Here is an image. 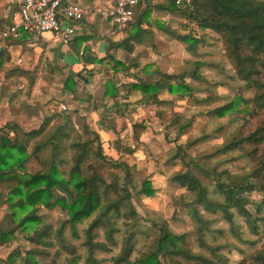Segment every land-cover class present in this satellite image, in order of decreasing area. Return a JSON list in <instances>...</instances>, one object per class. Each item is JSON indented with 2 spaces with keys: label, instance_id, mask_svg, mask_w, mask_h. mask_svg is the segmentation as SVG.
<instances>
[{
  "label": "trees",
  "instance_id": "trees-1",
  "mask_svg": "<svg viewBox=\"0 0 264 264\" xmlns=\"http://www.w3.org/2000/svg\"><path fill=\"white\" fill-rule=\"evenodd\" d=\"M166 1L161 7L178 12L198 30H210L219 36L236 77L245 89L254 91L251 99H244L248 106L244 114L251 119L262 114L264 0H190L186 5ZM144 14H147V8ZM141 23L142 18L137 19L133 23V34L109 43L103 57H93L89 62L108 64L114 73L137 67L135 59L121 61L110 52L118 47L132 54L135 40L138 41L144 32ZM168 33L185 43L189 51L195 50L199 41L190 34ZM202 65L195 61L190 69L173 75L160 72L154 64H145L142 67L144 78L121 86L128 94L132 90L140 93L135 104L170 103L176 97H193L185 78L206 81L199 72ZM152 71L157 74L154 79L149 77ZM72 78L63 83L67 92L75 91ZM104 85L103 96L112 99L120 96L113 80L106 79ZM163 91L169 94V100L159 97ZM232 108L233 102H227L207 115L224 116ZM177 117L178 113L172 124L177 123ZM56 118L58 122L46 131L47 125ZM108 118L101 116L98 125L101 130L115 135L111 147L118 153L132 154L134 148L122 143L116 121ZM78 119L81 124L76 127L70 114L54 113L45 116L34 129L25 131L16 122H7L0 128V203L8 209L0 220V245L13 243L19 236L29 244L27 248L13 247L5 258H0V264H102L106 261L111 264H162L160 257H166L170 264H229V259L221 255L220 247L204 241L202 231L207 229L208 221L195 205L207 213L219 214L229 223L232 235L242 240L240 226L234 220L235 214L240 216L257 236L246 242L250 246L260 244L236 264H264V217H254L245 207L249 203L247 195L252 191L262 194L257 213L264 206V122L246 133L238 130L209 156L236 150L239 157L250 163L246 171L232 173L224 169L216 175L215 168L206 169L190 159V163L208 179V183H204L184 161L180 145L168 159L169 163L180 160L186 167L171 175L168 181L184 187L186 195L191 197L184 200L181 196L182 206L196 223L198 245L210 252L204 255L188 248L185 235L172 232L165 219L153 212L150 217H144L136 210L132 191L150 197L154 194L153 188L143 182L137 189L132 173L135 165L106 154L99 134L89 128L85 119ZM189 125L190 121L176 124V130L182 132ZM201 141L205 139L199 137L191 144ZM31 157L40 165L35 171L26 167ZM118 172H122V180ZM56 207L62 216L55 221L48 219V215L39 214L41 208L51 211ZM146 224L157 231L150 241L147 240ZM115 248L117 252L112 253ZM99 254L110 255L99 257Z\"/></svg>",
  "mask_w": 264,
  "mask_h": 264
},
{
  "label": "rangeland",
  "instance_id": "rangeland-1",
  "mask_svg": "<svg viewBox=\"0 0 264 264\" xmlns=\"http://www.w3.org/2000/svg\"><path fill=\"white\" fill-rule=\"evenodd\" d=\"M185 21L182 20L180 26L176 27L175 30L177 33L190 34L191 37L198 39L195 50H187L186 44L178 40H173L168 44L169 42L165 43L163 40L156 39L152 53L158 56L156 59L161 65H158L157 69L162 73L177 75L186 69H190L195 61L203 63L199 72L206 81L200 82L185 78L186 83L192 88L193 97L182 99L176 97L170 103L162 105L135 104L140 93L132 90L128 94L121 85L145 77L142 70L143 62L140 60L138 61V68L134 67L132 70L131 68L119 69L117 73H114L108 64H102L85 71L80 69L78 72L73 70L63 72L62 70L66 68L57 66L48 59H43V57L26 56L21 64H17L15 56L9 55L7 57L6 53H3L0 59V95L4 98L3 103L9 100L8 108H5V116H12L9 122L20 123L18 125L25 131L37 128L45 116L54 113L70 114L76 127H78L81 124L78 117L87 121V114L84 115L85 111L83 110H86L90 105L99 108V118L108 116V119L115 120L122 143L134 148V152L127 154L115 151L111 147V143L115 139L113 134L108 140V145L100 138L104 152L113 159L125 160L130 165H135V170L132 173L137 189L141 188L143 182H147L154 190V194L150 197L132 191V201L136 210L144 217H150V213L153 212L165 219L172 232L185 235V243L188 248L195 253L200 252L209 255L208 250L200 248L198 245L196 223L182 206L181 196H184V200H190L191 197L186 195L187 192L184 187L168 181L171 175L177 171L185 170L186 167L180 160L169 163L168 159L180 145L182 147L181 152H184V161L188 162L192 172L199 176L204 183H208V179L201 174L193 163H190V159L206 169L215 168L216 175L224 169H229L232 173L246 171L250 163L247 159L239 157L240 154L236 150L209 156L225 141L232 138L238 130L246 133L263 123L264 112L253 119L244 114L248 108L244 99H251L254 91L245 89L236 77L229 60L225 56L219 36L214 32L198 30L193 23L184 27L183 25L187 23ZM146 48H140V53L146 56L145 61L147 57L150 58L151 56L147 53ZM127 61L131 62V60ZM75 74L78 76L74 77ZM156 75L152 71L149 77L154 79ZM67 78L73 79L75 91L67 92L63 88V83ZM106 79L113 80L120 93V96L110 99L115 102V105L110 106L111 109L110 107L100 108L104 100L100 91L104 89ZM93 90H95L94 94H89V91ZM87 96L90 100L93 99L90 105H87L90 102H86ZM79 99L84 101L83 108L79 105ZM195 99H202V101ZM227 102H233L232 111H228L220 117L207 115L215 107ZM80 109H82L81 112ZM121 112L123 115L119 116ZM177 113V123L172 124L173 117ZM187 121H190L189 127L178 132L176 124L187 123ZM57 122L58 118L53 119L47 125L46 131ZM199 137H203L205 141L191 144ZM26 167L30 171H35L40 168V165L35 158L31 157L26 163ZM118 173L121 177L120 180H122V172ZM247 197L249 203L246 204V209L254 217H264V206L260 213H257V206L262 200V194L259 191H252ZM195 207L208 221L207 229L202 231L204 241L211 246L220 247L221 255L229 259V264H236L243 255L251 253L259 246L260 242L256 246H250L246 242V240L256 239L257 236L250 231L240 216L235 214L234 220L240 226V238L242 240L232 235L229 223L223 220L219 214L207 213L198 205ZM7 212V206L0 203V220ZM39 214L48 215V219L52 221L62 216L57 207L51 211L41 208ZM146 227L148 230L147 240L150 241L155 237L157 231L147 224ZM219 230L221 232H218ZM12 245H20L23 248L29 246L22 236H19ZM116 252L117 248L112 253ZM109 255L99 254V257H108ZM160 259L162 264H170L166 257H160ZM102 264H111V262L106 261Z\"/></svg>",
  "mask_w": 264,
  "mask_h": 264
},
{
  "label": "crops",
  "instance_id": "crops-1",
  "mask_svg": "<svg viewBox=\"0 0 264 264\" xmlns=\"http://www.w3.org/2000/svg\"><path fill=\"white\" fill-rule=\"evenodd\" d=\"M22 0H0V27H4L9 24L11 16L15 10L19 7ZM79 2L83 5L94 7V6H104L106 3L111 0H71ZM166 0H145L140 3L135 11V17L131 24L126 27H120L114 24L109 19H102L96 17L95 19H85L80 23L75 25V33L73 38L64 43L57 38H55L51 33L44 32L40 35H28L22 33L16 39H11L7 41L6 46L0 52L6 53L7 57L15 56L16 63L21 64L23 59L26 56H36V58L43 57V59H48L50 62L55 63L57 66L66 68L62 70H73L78 72L80 69L83 71L89 70L91 68H96L99 65L97 63L89 62L91 58H101L105 55L107 50V45L109 43H114L126 38L128 35L134 33L133 23L142 18V23L140 25L143 29V33L137 38L138 41L134 42V51L132 54H128L120 48L112 49L110 53L114 54L116 59L121 61L128 62L127 60L135 59L138 63L139 60L143 62V66L146 63H152L156 67L160 66L161 63H158L157 55H154L153 46L156 44L155 40L160 39L163 42L170 44L173 40L168 31L176 32L175 28L179 27L182 20H185L180 16L176 11L170 12L162 5H166ZM147 8V14H144L145 9ZM179 22V23H178ZM186 22V21H185ZM189 23H185L183 26L188 27ZM210 30H205V32ZM212 32V31H210ZM179 33V32H178ZM153 40V41H150ZM142 47H147L148 54L151 55L150 58L147 57L145 61V55L141 54ZM23 53V55H21ZM141 55V56H140ZM143 55V56H142ZM2 58V56H1ZM0 58V59H1ZM20 61L18 62V60ZM6 60V59H5ZM133 67V66H132ZM131 70L134 69V67ZM78 75V74H77ZM145 76V75H144ZM95 90L89 91V94H94ZM102 98L104 99L100 105L101 109L112 107L113 102L111 98L103 96L104 89L100 91ZM97 94V93H96ZM99 94V93H98ZM140 95L138 96V98ZM159 97L164 100H169L170 97L167 92L163 91L160 93ZM109 98V99H108ZM4 98L0 95V128L9 122L12 116H5V108H8V102L3 103ZM89 96H87V105H90L91 101ZM81 108L84 107V101L78 100ZM83 105V106H82ZM110 107V109H111ZM8 111V110H7ZM82 109H80V112ZM84 115L87 114V123L91 130L96 131L101 140H104L108 145V140L111 139L112 133L109 131L101 130L99 122V108L90 105L87 107ZM9 112V111H8ZM20 124V123H18ZM20 126V125H19ZM13 243H7L0 245V258H5L9 251L15 246Z\"/></svg>",
  "mask_w": 264,
  "mask_h": 264
},
{
  "label": "built area",
  "instance_id": "built-area-1",
  "mask_svg": "<svg viewBox=\"0 0 264 264\" xmlns=\"http://www.w3.org/2000/svg\"><path fill=\"white\" fill-rule=\"evenodd\" d=\"M144 1L111 0L104 6L89 7L71 0H22L9 24L0 27V51L7 41L16 39L22 33L40 35L49 32L67 43L74 36L75 25L89 18L109 19L120 27H126L132 23L136 8ZM174 1L177 5L190 3V0Z\"/></svg>",
  "mask_w": 264,
  "mask_h": 264
}]
</instances>
